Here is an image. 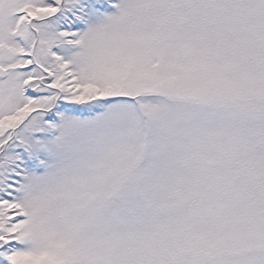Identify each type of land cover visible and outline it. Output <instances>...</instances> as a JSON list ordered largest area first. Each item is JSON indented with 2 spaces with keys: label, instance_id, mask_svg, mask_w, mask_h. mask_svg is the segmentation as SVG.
<instances>
[{
  "label": "snow or ice",
  "instance_id": "1",
  "mask_svg": "<svg viewBox=\"0 0 264 264\" xmlns=\"http://www.w3.org/2000/svg\"><path fill=\"white\" fill-rule=\"evenodd\" d=\"M0 264H264V0H0Z\"/></svg>",
  "mask_w": 264,
  "mask_h": 264
}]
</instances>
